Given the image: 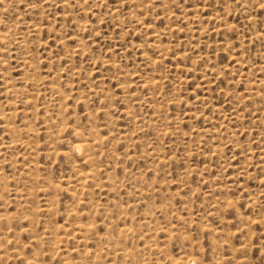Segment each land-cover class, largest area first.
I'll use <instances>...</instances> for the list:
<instances>
[{
	"label": "rangeland",
	"instance_id": "rangeland-1",
	"mask_svg": "<svg viewBox=\"0 0 264 264\" xmlns=\"http://www.w3.org/2000/svg\"><path fill=\"white\" fill-rule=\"evenodd\" d=\"M261 2L0 0V264H264Z\"/></svg>",
	"mask_w": 264,
	"mask_h": 264
},
{
	"label": "bare ground",
	"instance_id": "bare-ground-1",
	"mask_svg": "<svg viewBox=\"0 0 264 264\" xmlns=\"http://www.w3.org/2000/svg\"><path fill=\"white\" fill-rule=\"evenodd\" d=\"M5 93H6V92H5ZM74 132H75V131H74ZM25 146H26V145H25ZM80 147H81V145H75V146H74V149H77V150H78V149H80ZM82 147H83V146H82ZM149 154H150V153H149ZM81 183H82V182H81ZM84 183H85V182H84ZM45 209H46V208H45ZM45 211L47 212V211H49V209H48V210H44V212H45ZM50 211H51V210H50ZM50 211H49V212H50ZM47 213H48V212H47ZM0 216H1V215H0ZM5 217H7V216H5ZM6 219H7V218H4L5 221H6ZM0 221H1V220H0ZM78 228H80V226H79ZM78 228H77V229H78ZM87 229H88V228H87ZM79 230H80V229H79ZM79 230H78V231H79ZM81 231H83V230H81ZM84 231H86V230L84 229ZM126 231H127V230H126ZM6 233H7V232H6ZM123 233H124V232H123ZM2 234H3V233H2ZM124 234H125V233H124ZM59 240H60V239H59ZM123 254H124V253H123ZM125 254H126V253H125ZM35 259H36V258H35Z\"/></svg>",
	"mask_w": 264,
	"mask_h": 264
},
{
	"label": "snow or ice",
	"instance_id": "snow-or-ice-1",
	"mask_svg": "<svg viewBox=\"0 0 264 264\" xmlns=\"http://www.w3.org/2000/svg\"><path fill=\"white\" fill-rule=\"evenodd\" d=\"M257 7L261 10H264V2L259 3Z\"/></svg>",
	"mask_w": 264,
	"mask_h": 264
}]
</instances>
